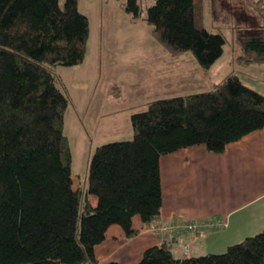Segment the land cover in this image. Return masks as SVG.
Wrapping results in <instances>:
<instances>
[{
  "label": "trees",
  "instance_id": "obj_1",
  "mask_svg": "<svg viewBox=\"0 0 264 264\" xmlns=\"http://www.w3.org/2000/svg\"><path fill=\"white\" fill-rule=\"evenodd\" d=\"M144 6L151 34L169 54L191 51L209 68L223 53L225 35L205 26L203 0ZM141 7L125 2L134 16ZM88 37L77 0H0V264H100L94 247L110 226L130 237L134 215L145 225L158 217L161 155L201 144L220 153L264 126V95L235 73L212 90L152 100L130 114L131 139L95 147L81 201L63 132L68 96L53 66L80 63ZM244 47L263 54L264 38L254 35ZM134 264H264V228L222 253L181 258L163 242Z\"/></svg>",
  "mask_w": 264,
  "mask_h": 264
},
{
  "label": "rangeland",
  "instance_id": "obj_2",
  "mask_svg": "<svg viewBox=\"0 0 264 264\" xmlns=\"http://www.w3.org/2000/svg\"><path fill=\"white\" fill-rule=\"evenodd\" d=\"M150 1L140 0L142 11L134 16L126 10V0H77L89 22L84 58L78 64L53 66L68 96L63 132L72 155L73 193L81 201L95 147L131 139L129 116L148 102L207 91L230 73L264 92V58L244 61L241 52L246 39L264 38V0H203L205 26L221 30L226 38L223 53L209 69L199 66L191 51L169 56L144 19V5ZM63 2L59 0L60 6ZM87 196L95 205V197Z\"/></svg>",
  "mask_w": 264,
  "mask_h": 264
},
{
  "label": "crops",
  "instance_id": "obj_3",
  "mask_svg": "<svg viewBox=\"0 0 264 264\" xmlns=\"http://www.w3.org/2000/svg\"><path fill=\"white\" fill-rule=\"evenodd\" d=\"M241 52L244 61L264 58V53L245 47ZM167 83L164 88H168ZM211 84L214 86L208 83V87ZM159 175L162 202L158 217L145 225L138 214L134 215L132 227L136 233L130 237H125L119 227L110 226L105 239L94 247L100 264L137 263L148 247L163 242L171 243L173 253L181 258L220 252L264 228V126L227 144L220 153L211 152L201 144L161 155ZM214 216L225 218L227 226L219 231H190L177 236H162L150 228L159 221ZM184 244H188L186 254L182 249Z\"/></svg>",
  "mask_w": 264,
  "mask_h": 264
},
{
  "label": "built area",
  "instance_id": "obj_4",
  "mask_svg": "<svg viewBox=\"0 0 264 264\" xmlns=\"http://www.w3.org/2000/svg\"><path fill=\"white\" fill-rule=\"evenodd\" d=\"M227 226L223 217L214 216L200 219H181L177 221H159L151 225V229L162 236H177L190 231L221 230ZM183 253L188 252V244L182 246Z\"/></svg>",
  "mask_w": 264,
  "mask_h": 264
}]
</instances>
